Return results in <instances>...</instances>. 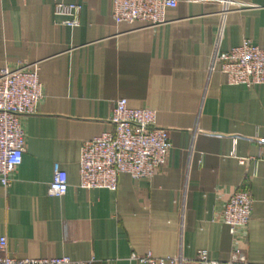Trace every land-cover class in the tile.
I'll list each match as a JSON object with an SVG mask.
<instances>
[{
	"label": "crops",
	"instance_id": "obj_1",
	"mask_svg": "<svg viewBox=\"0 0 264 264\" xmlns=\"http://www.w3.org/2000/svg\"><path fill=\"white\" fill-rule=\"evenodd\" d=\"M0 0V74L38 64L44 99L22 117L23 162L0 184V237L18 259L68 257L82 264H138L133 253L181 256L206 250L226 262L264 264V86H232L212 63L245 40L264 49V0H176L158 27L116 23L113 0H84L80 25L57 3ZM157 112L172 149L151 179L119 178L118 189L79 188L81 146L113 130L115 102ZM68 175L63 197L48 194L55 167ZM253 198L245 234L218 217L230 196ZM240 264V263H239Z\"/></svg>",
	"mask_w": 264,
	"mask_h": 264
},
{
	"label": "built area",
	"instance_id": "obj_2",
	"mask_svg": "<svg viewBox=\"0 0 264 264\" xmlns=\"http://www.w3.org/2000/svg\"><path fill=\"white\" fill-rule=\"evenodd\" d=\"M84 0L57 3L55 15L63 17L62 25L75 29L80 25ZM223 18L234 6L223 0ZM177 6L176 0H113L112 18L116 23H144L158 27L166 22V13ZM219 40L212 63L232 86H264V49L245 40L228 52H221ZM38 64L6 68L0 74V184L8 189L23 162L25 131L22 117L37 112L44 99ZM111 123L113 130L81 146L79 188L104 189L115 192L119 178L127 174L133 179H151L166 164L173 147L168 131L157 125V112L130 105L128 99L115 102ZM264 160V155H263ZM69 189L68 175L55 167L48 191L51 197H63ZM253 198L249 191H235L226 202L218 219L229 227L232 236L245 234L252 219ZM8 241L0 237V264H82L68 257L53 259H18L7 254ZM138 264H185L181 256L159 258L152 253L130 257ZM246 258L235 252L226 262L213 260L206 250L198 252L195 264H245Z\"/></svg>",
	"mask_w": 264,
	"mask_h": 264
}]
</instances>
